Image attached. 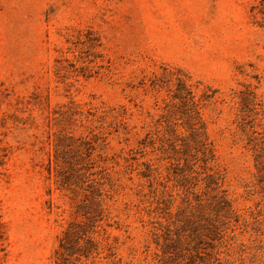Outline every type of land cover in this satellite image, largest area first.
<instances>
[{
  "label": "rangeland",
  "instance_id": "1",
  "mask_svg": "<svg viewBox=\"0 0 264 264\" xmlns=\"http://www.w3.org/2000/svg\"><path fill=\"white\" fill-rule=\"evenodd\" d=\"M217 177L237 221L200 240ZM73 221L79 264H264V0H0V264Z\"/></svg>",
  "mask_w": 264,
  "mask_h": 264
},
{
  "label": "trees",
  "instance_id": "2",
  "mask_svg": "<svg viewBox=\"0 0 264 264\" xmlns=\"http://www.w3.org/2000/svg\"><path fill=\"white\" fill-rule=\"evenodd\" d=\"M184 91L183 100L182 103L184 107L186 106V110L196 109L193 100V94L192 91L184 85L182 88ZM188 112V111H187ZM197 113V121L190 122L188 127L191 129L192 133L195 131V133L198 132V134H195L197 136H201V142L206 147H209L210 152H212V147L208 145L207 142V136L205 134V131H203L204 126L201 122V119L199 118V111L196 110ZM189 122V121H188ZM186 122V123H188ZM203 172L205 173V179L207 180V176L211 173L209 170L212 169L209 164L204 163L203 165ZM65 179V177L63 176ZM76 180H78V177H75ZM67 182H70V180H65ZM214 190H216V194L214 195V214L211 219H209V222L205 228V232L203 231L199 236L198 239L202 238H209L210 240H216L222 242L223 239L228 235V230L231 229L233 231V228L235 226L234 221H237L238 213L236 209L233 207L232 199L230 198L228 191L223 188L222 179L220 177H217L216 180H214ZM221 210H224V213H221ZM79 210H77L78 212ZM91 212V211H90ZM100 212H103V210L100 207ZM92 213V212H91ZM220 214V216H219ZM92 215V214H91ZM219 216V219L217 220ZM94 224H92V227L86 228V226L82 225L78 221H73L69 227L63 232L61 238L59 247L55 252V264H79L82 263L85 259H88L90 256H92L95 252L96 254L99 253L98 249V242L94 240ZM180 233L178 234V236ZM167 241L165 242L163 253L164 257L162 258L163 263L166 264L167 260L170 262V255L173 254L177 259L183 258L182 255L183 251H187V258L191 257V260H187V264H196L192 258L193 253H191L190 248H181L179 249L178 246L170 243L173 239H170V237H166ZM214 247V246H213ZM179 249V250H178ZM190 253V254H188ZM182 254V255H181ZM212 262H209V264H213L218 262L217 257V251L212 252ZM94 256V255H93ZM185 258V257H184ZM192 261V263H191ZM175 264H181L178 262V260L175 262Z\"/></svg>",
  "mask_w": 264,
  "mask_h": 264
}]
</instances>
